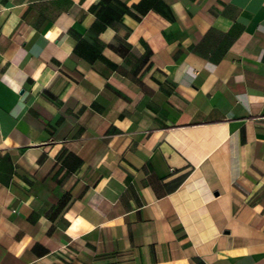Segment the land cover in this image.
<instances>
[{"label":"crops","instance_id":"1","mask_svg":"<svg viewBox=\"0 0 264 264\" xmlns=\"http://www.w3.org/2000/svg\"><path fill=\"white\" fill-rule=\"evenodd\" d=\"M0 264H264V0H0Z\"/></svg>","mask_w":264,"mask_h":264}]
</instances>
